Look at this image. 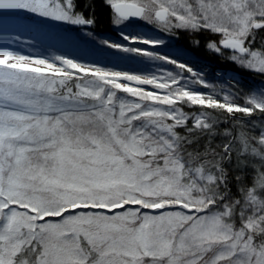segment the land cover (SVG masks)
Returning a JSON list of instances; mask_svg holds the SVG:
<instances>
[{
    "label": "rangeland",
    "instance_id": "rangeland-1",
    "mask_svg": "<svg viewBox=\"0 0 264 264\" xmlns=\"http://www.w3.org/2000/svg\"><path fill=\"white\" fill-rule=\"evenodd\" d=\"M104 1L111 8L138 5ZM147 2L152 11L146 18L155 14L149 23L158 31L179 24L221 33L241 43L246 54L217 53L264 73V50L250 49L241 39L264 22V0ZM68 7L69 0H0V150L11 157L5 175L0 166V264H14L30 240L46 247L39 264H264V250H254L250 236L264 208L252 199L234 232L226 208L205 210L211 203L205 205L209 197L201 194L208 193L207 177L186 178L172 166L152 181L125 161L130 154L169 150L170 131L160 119H182L176 102L208 103L207 95L194 90L202 85L198 79L199 86L181 87L163 62L190 75L193 70L158 54L167 48L143 24L119 20L117 36H102V43L63 30L72 23ZM160 10L168 15L162 22L156 18ZM12 71L87 78L78 97L56 96L22 86ZM102 85L125 92L128 100H111ZM138 117L145 123L129 130ZM37 119L47 127L34 129ZM121 126L124 137L117 138ZM144 127L155 138H146ZM261 141L264 146V135ZM30 152L40 159H30ZM157 196L175 200L153 203ZM124 202L137 208L119 212Z\"/></svg>",
    "mask_w": 264,
    "mask_h": 264
},
{
    "label": "trees",
    "instance_id": "trees-1",
    "mask_svg": "<svg viewBox=\"0 0 264 264\" xmlns=\"http://www.w3.org/2000/svg\"><path fill=\"white\" fill-rule=\"evenodd\" d=\"M132 1L140 5L144 12L137 22L129 23L154 28V34L164 48H167L163 49L165 52L158 54L185 61L193 70V75H190L188 69L163 62L167 73L176 75L181 81V87L199 86L201 82L202 85L194 90L207 95L205 98L208 103L176 102L174 106L183 115L182 119H160V126L170 131L169 150L153 151L141 156L130 154L129 159L125 161L128 160L137 171L146 173L152 181H159L167 167L172 166H179L186 178L207 177L208 193H211L212 197L207 192L201 193L204 197H209L205 199V205L209 199L211 202L205 210H209V207L213 211L226 208V220L231 223L235 232L241 222V216L247 214L244 206L248 199H252L258 209L264 208V146L261 141L264 135V73L239 67L217 53L216 50L224 52L220 49V43L225 40L223 34L179 24H175L173 29L158 31L156 25L149 23L155 18V14L154 18H146L152 11L147 7L148 0ZM66 14L72 19V23H67L68 27L63 30L72 31L79 36H90L101 43L102 36H117L115 29L119 19L104 0H69ZM76 20H81L84 24H76ZM241 39L243 45L250 49L264 50V22L254 24ZM211 47H214L215 51ZM168 49L178 50L180 55H166ZM200 71L203 73H199ZM12 72L11 76L22 86H27L35 92H47L56 96L78 97V87L87 78L79 74L65 77L47 73ZM194 79H198L199 83ZM47 84H51L50 88ZM102 88L103 93L108 91L111 100L115 101L119 96L123 97L122 101L128 100L129 96L125 92L106 85H102ZM145 120V117L133 119L132 127L128 129L145 123ZM43 121L37 119L31 126L35 125L34 129L39 126L46 128ZM143 132L147 133L146 138H155L148 128L144 127ZM116 136L124 137L123 126L117 130ZM100 146L106 151L105 144L101 143ZM109 154L111 156L113 153ZM40 157L38 153H29L32 160ZM10 160L7 152L1 149L0 166L4 175ZM172 200L175 199L170 196L164 199L157 196L152 202ZM131 208H137V205L124 202L118 211L125 212ZM250 236L254 250H264V214L258 220L257 232L251 233ZM45 252L43 242L30 240L18 250L14 264H39L45 257Z\"/></svg>",
    "mask_w": 264,
    "mask_h": 264
},
{
    "label": "water",
    "instance_id": "water-1",
    "mask_svg": "<svg viewBox=\"0 0 264 264\" xmlns=\"http://www.w3.org/2000/svg\"><path fill=\"white\" fill-rule=\"evenodd\" d=\"M113 12L122 21L135 22L138 21L143 13V8L132 3H117L113 6ZM166 17L164 11H158L156 18L162 22ZM220 49L224 52L235 53L244 56L246 50L241 43L234 40H225L220 43Z\"/></svg>",
    "mask_w": 264,
    "mask_h": 264
},
{
    "label": "bare ground",
    "instance_id": "bare-ground-1",
    "mask_svg": "<svg viewBox=\"0 0 264 264\" xmlns=\"http://www.w3.org/2000/svg\"><path fill=\"white\" fill-rule=\"evenodd\" d=\"M78 51V50H77ZM80 51V50H79Z\"/></svg>",
    "mask_w": 264,
    "mask_h": 264
}]
</instances>
